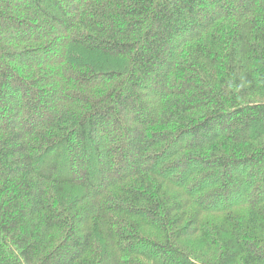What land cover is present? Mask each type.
<instances>
[{"label":"trees","instance_id":"16d2710c","mask_svg":"<svg viewBox=\"0 0 264 264\" xmlns=\"http://www.w3.org/2000/svg\"><path fill=\"white\" fill-rule=\"evenodd\" d=\"M0 264H264V0H0Z\"/></svg>","mask_w":264,"mask_h":264}]
</instances>
